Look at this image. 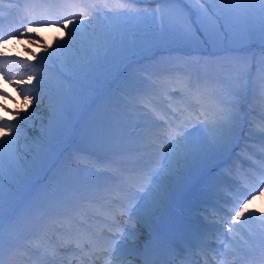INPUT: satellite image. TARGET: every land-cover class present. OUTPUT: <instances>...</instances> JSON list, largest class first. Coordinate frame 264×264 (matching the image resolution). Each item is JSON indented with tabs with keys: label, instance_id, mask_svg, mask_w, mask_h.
<instances>
[{
	"label": "rangeland",
	"instance_id": "1",
	"mask_svg": "<svg viewBox=\"0 0 264 264\" xmlns=\"http://www.w3.org/2000/svg\"><path fill=\"white\" fill-rule=\"evenodd\" d=\"M67 3L65 6L70 8L72 6H78L82 8V10L76 12V8L71 9L72 14L66 16V18H71L73 20L84 21L85 19H90L93 15H98L102 20H104L105 24L109 23V17L115 18L119 13H131L137 14L141 13L144 15H131L129 17H120L118 20H115L116 23H119L122 26V33L116 40L115 44L112 47V59L108 61L105 57H102L99 62L93 64L91 68L87 71V78L86 83L92 85L93 82H107L106 85L109 83V79L111 78V74L114 72H122V70L127 67L128 64L131 62V58H147L151 59V56H154L158 51L157 48H164V47H174L171 49H178L175 48L176 43L171 41H163L160 42L158 40L157 34L159 30V26L161 24V15H163L165 21L168 24L175 25L178 28L185 27L187 21L189 19H194L195 17L191 15L192 10H194L195 6L199 4H203L204 0H141L139 3H132L131 0H101V1H93V0H65ZM10 0H0V14L5 7L9 4ZM118 3V5L116 3ZM234 3H248L255 8L260 7V0H233ZM108 5V6H107ZM107 6V7H106ZM209 5L205 4V7ZM49 9V8H47ZM155 12V22H153V13ZM45 15L43 12H30L28 17L31 20V26L36 28L37 31L33 33L35 35L36 40L38 42H44V40H49L54 44V48L57 47L58 44L63 43L68 39V31L62 27V23L55 24L53 31L46 30L47 26H51L49 24H41L38 25L36 23L37 20L41 19V16ZM27 27V26H26ZM25 27V28H26ZM41 27V28H40ZM71 27V25L69 26ZM25 30V29H23ZM54 30L56 33H54ZM57 30V31H56ZM58 32V33H57ZM250 45L253 49H259L264 47V37L261 36L260 32L257 31H247L245 29L244 21L237 20L235 22L233 36L230 41L220 42L218 46L215 48L216 50L222 49L225 47H234V46H245ZM182 46V45H179ZM207 46L204 47L206 49ZM190 48V47H188ZM203 48V47H201ZM215 50L213 48H210ZM156 50V52H153ZM160 52V51H158ZM152 53V54H150ZM150 54V55H149ZM176 54V52L171 53H164L160 52L150 61L151 63H139L136 64L133 68L137 69L135 74H143L144 76H148L146 78H141L140 76L135 79L129 80L128 84H143L145 81L148 82H155L158 86L157 88V95H155L156 106H153L152 103L147 104V102H142L137 100L135 103L137 107L145 108L148 112V115L154 119L157 115L158 118L164 113L160 109V105L163 104L165 106L166 102L164 103L167 97L163 94V86H159V80L156 79L162 74L167 75V79L170 80L169 83L171 88H175L172 90H178L175 92L176 96L179 99H175L174 102L171 104H176L178 109L183 112V116H180V120H184L189 118V116H195L196 112L201 111L200 105L206 103L207 96H190L188 86L193 85L194 82L197 80L203 81L204 83L212 86H217L219 91L225 86H229L230 83L234 85V89L238 88L239 85L236 82V78L240 75H237V72L241 74L244 71L249 63L254 65V62L258 64V62L264 58V50L259 52H246V55L250 54V59L248 58H228L225 57L226 62L223 63L224 59H218L217 62L215 61L212 63L210 62V57L205 55L204 59L202 56L196 57L197 61L200 62L196 63L195 56H192L189 60V56H185L184 54ZM149 55V56H148ZM252 55V56H251ZM222 55H218L220 57ZM256 56H260L261 58L256 61ZM247 57V56H246ZM170 60L169 64L167 63ZM136 61V59L134 60ZM141 61V60H140ZM135 63V62H134ZM130 64V66H133ZM59 64V63H58ZM60 67V66H59ZM83 74H78L76 78L81 79ZM262 76L264 74L260 73L257 69V66L251 68V74L247 78V83H250V88L252 89L253 95H258L261 92V84H262ZM155 77V78H154ZM144 79V80H143ZM72 80V79H70ZM225 82V83H224ZM178 84L174 87V84ZM243 83V81L241 82ZM57 84L60 85L62 88L65 85H68V88L76 90V87L71 84L70 81L63 79L61 76L57 78ZM127 84V85H128ZM247 84V86H248ZM87 85V84H86ZM59 86V87H60ZM204 88V84L200 82L198 85ZM183 87V88H182ZM61 88V90H62ZM122 88V87H120ZM127 88L131 89L129 86ZM182 88V90H181ZM79 93H72V94H59L58 97L55 96L54 101L59 98H67L70 101L76 104H81V108L85 110L91 101L92 96L97 92L96 88L90 87L91 92L83 93L81 90L77 89ZM93 91V93H92ZM63 92V91H62ZM203 92V91H200ZM206 94V92H203ZM100 95V94H97ZM196 97V98H192ZM94 98V97H93ZM243 99V98H242ZM245 99V98H244ZM198 102V104L192 105V101ZM225 100V98L223 99ZM117 101L121 103L123 106H128L129 101H127L124 97H120L113 99V103ZM219 103V102H217ZM147 104V105H146ZM167 105V104H166ZM253 106V105H252ZM55 107V106H54ZM49 106L43 110V112H47ZM108 110L106 107L98 108V116L97 122L99 125V131L89 134L88 132L91 130L89 126L81 125L78 129V143L83 141L86 146H82V148H88L89 146L91 149L95 150L96 152L106 153L108 155L112 154L113 151L116 150L115 144L117 143L114 140H109V137L114 136L115 134L119 133L124 129V126L127 125V119L129 120L130 124H144L143 120H140V117H143V113L136 111L134 108L127 107L126 109L123 108V113L127 114V118L120 111H115V113L110 114V122H107ZM212 109L208 110V116L211 117L212 114L215 112H211ZM80 112V111H79ZM78 112V113H79ZM153 112V113H151ZM181 112H175L176 115L181 114ZM210 112V113H209ZM155 114V115H154ZM252 115V114H251ZM255 116V115H254ZM252 118L248 121V128L251 125L253 120H262L263 122L260 123L259 121V128L258 131H264V116L263 118L258 117ZM17 112L10 113V118L15 121L17 118ZM201 119L204 117L201 116ZM52 119V118H51ZM31 124L28 125L30 127L23 126L22 135L20 136V144H19V157L13 163L15 168L22 174V176H33V170L36 169L35 164L36 161L42 163L44 160L49 159L51 153L47 151V149L42 151L41 144L37 145L32 142L33 139L40 140L41 143L46 142V140H50L53 138H57L60 134H55L51 138L45 136L43 133L47 129L48 124L47 121L41 118L40 116L31 120ZM50 120V118L48 119ZM67 119L61 121L63 125V132L68 131V127L65 125ZM179 122V121H177ZM74 124L73 128H70V138L74 134L76 125V119L72 121ZM71 124V126H72ZM161 124H164L162 122ZM84 129H87L86 133L84 134ZM125 130V129H124ZM31 131V134L28 132ZM127 131H131V129H127ZM58 131L57 133H59ZM69 132V133H70ZM8 137L12 136V133L8 130L6 131ZM35 134L37 136L32 137ZM247 134L245 129L242 130L240 137ZM68 135V134H67ZM239 137V139H240ZM32 138V139H31ZM86 139V140H83ZM101 138H104L108 146L102 147L99 143ZM239 139L237 141H239ZM149 143H155L157 145L160 144L159 141L148 139L146 138L143 140V144L146 147ZM237 142L235 141L230 149L236 147ZM260 144L264 146V139L260 141ZM162 149L164 153H167V143L162 145ZM229 149V150H230ZM31 154V155H30ZM143 155L147 156V159L152 161L156 160L159 162V157L152 154V150L149 149ZM29 160V161H28ZM43 160L42 162H40ZM50 162L44 161L43 166H46L49 172V181L45 185H42L38 192H35L39 196H43L46 191H52L54 188H61L68 184H73L79 187L81 190L91 185L92 182L100 180L99 176L88 175L86 173V168L78 161L73 160L70 158H60V162L58 165H54L55 158H51ZM212 160L216 162L218 158L215 155H210L208 160L205 161L206 167L209 168L211 165ZM216 160V161H215ZM6 160L0 159V173L3 174L4 177L10 178L8 169L5 165ZM33 162V165H32ZM37 162V163H38ZM218 162V161H217ZM254 162L258 163V160L254 159ZM160 167V163L158 165ZM248 173L251 174L250 169H247ZM237 172V171H236ZM233 172V174L229 177L227 184L233 186V188L228 189V191H221L224 198L217 197L216 198V205L218 208H221L227 215V224L221 230L220 233L223 235V239L225 238V242L222 243L223 250L225 252V259L231 260V254H236L240 252L242 249L247 248L249 245L250 247L255 244V248L249 249L252 254L258 253L262 250L264 251V181L260 185L253 186L252 184L248 186V190L245 192L240 193L238 187L241 185L240 180L243 178L242 170H238V173ZM125 173V172H124ZM223 173L225 178L227 176L228 171L223 168ZM210 174L213 176L211 178ZM132 177L130 173H127V183L129 182V178ZM221 176L216 174L215 171L212 173H205L200 174L197 176L195 182H188L187 178L184 173H180L179 175L166 180L163 188L168 192V198L160 202L158 205L154 206L151 202H141L139 203L138 211L142 214L143 219H141L143 225H140L135 222H130L127 224V229L134 227L138 234L141 236H146L147 229L152 228L153 226H158L159 228L162 227L166 222H168V226H171L173 219L175 218L178 208H181V211L186 212L192 209V207H198L199 203L195 202L193 205L190 206V199H194L196 194H200L202 197L208 196L210 193H213V184L212 181H217V183H221ZM8 183L6 181H2ZM13 182H16L15 178H13ZM44 183V181H43ZM142 184V183H140ZM138 183H130V185L134 188H138ZM226 184V185H227ZM242 188V187H241ZM143 192V190H141ZM257 194V195H256ZM230 195V196H228ZM233 196H235L233 198ZM250 197V198H249ZM249 198V199H248ZM247 199V201H244ZM224 200H227V203H224ZM251 203L248 204L247 209L245 210V217H241L239 221H231L229 213L235 208L239 210L237 204L242 205V203H247L248 201ZM219 201V203H218ZM163 203V205H162ZM29 204V203H28ZM162 205L161 209L158 208ZM26 206V205H25ZM21 209V211L25 208ZM157 208L159 209V214H156ZM208 209V208H207ZM209 210V209H208ZM20 211V212H21ZM19 212V213H20ZM18 213V214H19ZM230 225H234L235 228L240 229V231H229ZM58 230V228H57ZM126 229H122L116 235V239L118 241H128L131 244H137L140 241H134L132 239H125L122 233ZM5 235H8V229L5 227L4 230V238ZM140 237V239H142ZM259 239V242L256 240ZM261 264H264V255L260 257Z\"/></svg>",
	"mask_w": 264,
	"mask_h": 264
},
{
	"label": "snow or ice",
	"instance_id": "2",
	"mask_svg": "<svg viewBox=\"0 0 264 264\" xmlns=\"http://www.w3.org/2000/svg\"><path fill=\"white\" fill-rule=\"evenodd\" d=\"M132 3H139L141 0H131ZM205 4L209 5L205 7ZM131 15H144L141 13H119L115 18L109 17V23L105 24L104 20L98 15H93L90 19L84 21L66 18L62 22V27L68 31V39L47 54L43 59V66L55 69L59 63L60 70L56 75L65 79H72L78 74L86 73L93 64L99 62L102 57H106L109 50L113 47L116 40L122 33V26L116 23L120 17H129ZM191 15L194 19H189L185 27L178 28L175 25L168 24L163 15H161V24L158 30V40L171 41L184 47H190L198 50L201 47H211L215 49L218 43L230 41L233 36L235 22L237 20L244 21L245 29L249 32L259 31L264 37V0H260V7L248 3H234L233 0H204L203 4L195 6ZM60 20L48 23H60ZM153 22H155V12L153 13ZM31 21H25L27 25L26 33H35L36 28L31 26ZM36 23H41L36 21ZM71 25V27H69ZM19 33H9L12 35ZM2 39V37H0ZM51 47V45H48ZM264 55V54H262ZM199 63V61H196ZM252 64L249 63L247 68L241 72L236 78L239 85L236 89H230L233 97L243 98V94L247 89V78L251 74ZM257 69L264 74V58L258 64ZM32 77L29 76V80ZM38 79V83L42 81ZM243 81V83H241ZM200 81L193 83V87L198 89ZM131 88L129 93V107L143 113L145 125L128 124L125 130L109 137L114 140L116 150L112 152L110 165L117 166L116 174L109 175L103 179L93 182L88 187L81 190L73 184L65 185L61 188H54L52 191H46L43 196H38L19 213L13 216L9 221L10 232L16 230L29 229L37 224L42 223L46 219L53 216H70L75 203L84 199H95L97 196L105 192L121 191L126 193L129 203L139 198L144 202H151L154 206L168 198V192L163 188L166 180H169L180 173H184L188 182H195L200 174L210 173L211 169L206 167L205 161L210 155L216 158L225 156L231 145L237 141L244 126V116L239 110V99L219 100L216 111L209 117L204 104L200 105L201 111L196 112L195 116L180 120L175 112L169 111L167 107L161 104L159 107L166 117L164 124L158 120L152 119L148 115L145 108L137 107L136 101L145 98H151L157 95V84L155 82L145 81L143 84H128ZM261 91L264 92V76H262ZM210 95L206 99H212ZM25 101L31 103L27 96ZM219 99V98H216ZM66 99L61 98L57 101L55 107L51 108L52 119L48 122V127L44 131V135L51 138L59 131L61 117L66 109ZM149 103L156 106L154 100L149 99ZM35 112V109L32 110ZM20 115V113H17ZM183 116V112L180 114ZM32 116V113L21 116L16 123H5L0 126V133L5 129L12 133V136L0 140V159L6 160L9 167L19 157L20 136L22 135L23 126ZM204 118L201 119L200 117ZM3 119V118H0ZM179 121V122H177ZM131 131H127V129ZM248 137L259 135L264 139V131L255 132L251 127L248 128ZM148 139L157 140L159 145L149 143L146 147L142 141ZM122 142V143H120ZM102 147H107L108 143L104 138L99 141ZM167 143V153L163 152L162 145ZM151 149L152 154L159 157L160 167L152 168L147 163L141 164L139 167L128 169L121 167V162L129 159L132 155H137L140 160H145L143 155L147 150ZM124 172H135L142 176L146 183L139 185L143 189L141 195L138 188L127 186V178ZM261 178L264 179V170L261 171ZM224 200V203H227ZM219 203V201H218ZM237 204L239 210L233 208L229 213L231 221H239L241 217H245V210L248 204ZM139 206L129 207L123 206V211L129 215V219L133 216H139ZM13 209L9 210L11 215ZM5 204L3 192L0 190V264H6L4 259V224ZM229 231H240L234 225H230ZM125 239L134 241L140 240V235L135 228H128L122 233ZM181 239H185L182 237ZM155 242L154 234L149 232L148 238L143 241L145 249ZM187 247L185 251L194 250L196 247H202L206 243L205 238L198 232H190L186 238ZM107 251L111 255L113 264H126L125 258L128 255H135V250L126 253L121 247L120 242L115 236L109 237L107 241ZM15 244L9 239V254L14 250ZM172 248L175 252V246L165 245L164 249ZM127 264H131L130 261ZM143 264H175V261L162 262L158 259H145Z\"/></svg>",
	"mask_w": 264,
	"mask_h": 264
},
{
	"label": "bare ground",
	"instance_id": "3",
	"mask_svg": "<svg viewBox=\"0 0 264 264\" xmlns=\"http://www.w3.org/2000/svg\"><path fill=\"white\" fill-rule=\"evenodd\" d=\"M50 31H53V29H49ZM57 31V30H56ZM9 32L12 33H19L16 35L17 41L14 39H11L8 41V48L11 49L12 54L15 58V61H17L19 64H24L27 62L28 54H32L34 56H39V55H44L39 48L37 47H32L30 44H28L27 41L33 39V35L27 34V35H22L18 29L13 26L9 28ZM54 33L55 30H54ZM58 33V32H57ZM38 45V43H36ZM55 48H53L54 50ZM27 53V55L23 56L21 53ZM112 48L109 50L107 56L105 57L108 61H111L112 59ZM27 68L22 69L19 72L10 74L9 77L4 80L7 81L8 84L14 88L17 92H12L8 91V86L3 83V85H0V95L5 96L4 99L0 98V106L3 107L6 111L8 112H18L20 115H18L17 120L21 118V116L28 115V113H32L31 120L36 118L37 116H42L43 115V110L48 107V91L49 85H56L57 83V75L55 74L54 71H51L50 68L48 67H43L39 66L37 64H30L26 66ZM24 74L25 76H32L34 77L33 79L36 81V85L38 89L40 90L37 95H34L33 92L31 91V88L34 87H22L20 84L17 82L15 78H17L19 75ZM39 78L42 83H38ZM47 95V98L44 99V96ZM27 96L31 103H28L25 101L24 97ZM35 109V112L33 113L32 110ZM0 126H3L5 123L12 124L11 121L12 119L10 118L9 114L7 112L0 113ZM16 122H14L15 124ZM31 124L30 120H27V122L24 124V126L28 127V125ZM7 129L3 133H0V140L7 139L9 138L6 134ZM29 132V131H28ZM180 235L181 232L179 233ZM200 258H204L202 254L199 256Z\"/></svg>",
	"mask_w": 264,
	"mask_h": 264
}]
</instances>
